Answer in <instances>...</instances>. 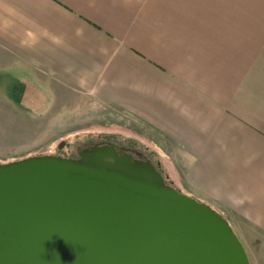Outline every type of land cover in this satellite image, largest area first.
I'll use <instances>...</instances> for the list:
<instances>
[{
    "label": "crops",
    "instance_id": "crops-1",
    "mask_svg": "<svg viewBox=\"0 0 264 264\" xmlns=\"http://www.w3.org/2000/svg\"><path fill=\"white\" fill-rule=\"evenodd\" d=\"M240 8L0 0V88L24 89L28 104L75 92L147 121L184 152L216 211L235 217L250 263L264 264V31Z\"/></svg>",
    "mask_w": 264,
    "mask_h": 264
},
{
    "label": "water",
    "instance_id": "water-1",
    "mask_svg": "<svg viewBox=\"0 0 264 264\" xmlns=\"http://www.w3.org/2000/svg\"><path fill=\"white\" fill-rule=\"evenodd\" d=\"M118 148L0 163V264H251L222 215Z\"/></svg>",
    "mask_w": 264,
    "mask_h": 264
},
{
    "label": "rangeland",
    "instance_id": "rangeland-1",
    "mask_svg": "<svg viewBox=\"0 0 264 264\" xmlns=\"http://www.w3.org/2000/svg\"><path fill=\"white\" fill-rule=\"evenodd\" d=\"M240 7V14L244 10V14L255 15L256 30L264 31V0H240ZM23 90L0 88V163L48 155L79 159L84 149L111 143L151 160L166 185L201 203L199 197L209 196L190 178L184 152L147 121L117 107L88 102L75 92L58 96V100L44 97L41 101L45 103H21ZM205 200L204 204L217 210L214 198ZM222 216L232 225L235 217Z\"/></svg>",
    "mask_w": 264,
    "mask_h": 264
},
{
    "label": "flooded vegetation",
    "instance_id": "flooded-vegetation-1",
    "mask_svg": "<svg viewBox=\"0 0 264 264\" xmlns=\"http://www.w3.org/2000/svg\"><path fill=\"white\" fill-rule=\"evenodd\" d=\"M91 148V147H90ZM118 151H119V154H120V156L121 157H125L126 155L128 156H131V158H132V162L133 163H145L147 160H149V159H147V158H144V157H142L139 153H136V154H134V153H132V152H128V151H126L125 149H122V148H118L117 149ZM109 161H111V160H109ZM112 162V161H111ZM150 162H152L151 160H150ZM153 164V163H152ZM154 165V164H153ZM155 166V165H154ZM156 167V166H155ZM157 168V167H156Z\"/></svg>",
    "mask_w": 264,
    "mask_h": 264
}]
</instances>
